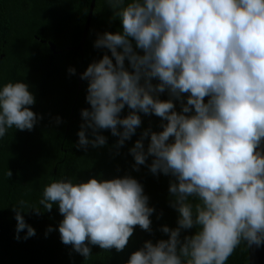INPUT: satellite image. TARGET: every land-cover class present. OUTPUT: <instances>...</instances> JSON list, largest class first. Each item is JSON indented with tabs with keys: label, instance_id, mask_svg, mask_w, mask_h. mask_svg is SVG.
<instances>
[{
	"label": "clouds",
	"instance_id": "clouds-1",
	"mask_svg": "<svg viewBox=\"0 0 264 264\" xmlns=\"http://www.w3.org/2000/svg\"><path fill=\"white\" fill-rule=\"evenodd\" d=\"M108 5L122 33L105 32L95 42L110 50L115 65L104 55L81 75L89 81L91 105L81 115L95 139L86 138L82 124L78 145H104L97 129H110L123 144L141 123L135 111L119 118L125 105L154 113L167 121L163 131L151 133L147 153L141 141L130 151L137 165L154 156L150 171L177 181L169 192L178 227L164 226L168 240L146 241L127 264H226L241 241L264 243V154L258 150L264 140V0H108ZM129 37L143 55L133 52ZM125 58L131 73L124 68ZM151 78L160 83L153 86ZM166 88L177 99L189 93L182 113L192 106L195 114H177L171 100L153 97ZM33 103L23 82L0 87V138L13 127L32 130L37 115L27 106ZM170 137L173 143H167ZM189 197L199 202L193 205ZM147 200L142 186L126 176L86 183L54 180L44 187L39 205L47 211L58 205L62 243L87 259L88 244L121 251L135 226L150 231L153 209ZM26 203L21 200L20 208ZM20 208L13 206L17 240L24 229V239L35 235ZM194 226L195 234L181 242L180 230Z\"/></svg>",
	"mask_w": 264,
	"mask_h": 264
},
{
	"label": "trees",
	"instance_id": "trees-1",
	"mask_svg": "<svg viewBox=\"0 0 264 264\" xmlns=\"http://www.w3.org/2000/svg\"><path fill=\"white\" fill-rule=\"evenodd\" d=\"M128 2L131 0H125ZM89 4L90 0H0V87L9 81L27 84L34 97V103L27 107L37 115L32 130L13 127L0 138V264H127L131 254L143 248L146 241L156 244L168 240L169 235L161 230L164 226L178 227L179 214L172 206L174 197L169 192L170 183L177 182L175 177L159 171L153 174L152 155L146 156L143 165H137L130 151L141 141L147 153L151 133L162 132V125L167 124L165 119L125 105L119 118L135 111L141 123L123 144L118 143L120 137L110 129H97V134L105 138L104 145H78L82 124L86 138L95 139L81 115L84 109L91 111L86 100L89 81L81 79V75L104 55L115 65L110 50L96 47L95 42L105 32L122 33V23L114 16L108 0H96L82 54L68 51V47H75L80 41ZM128 39L133 52L143 55L135 40ZM41 41L53 43L57 53H52L47 43ZM70 68L75 70L74 74L69 72ZM124 68L130 73L134 71L127 58ZM150 82L153 86L160 83L157 78H151ZM140 83L143 85V77ZM152 95L161 101L171 100L177 114H195L192 106L189 113H182L189 93H182L177 99L166 88ZM117 131L123 132V127L117 125ZM145 132L149 134L145 136ZM173 142V137L167 141ZM7 171L11 172L10 177ZM126 176L142 186L143 195L148 198L147 206L153 209L149 216L150 231L135 226L121 251L88 244L91 256L87 259L75 252L72 245L62 243L58 226L63 216L58 205L53 204L51 211L39 205L44 187L54 180L86 183L90 178L104 181ZM21 200L27 202L22 208ZM189 202L195 205L199 201L189 197ZM13 206L23 211L26 224L35 230L34 236L24 239L27 232L24 229L19 233L20 239L15 238L17 221ZM30 207H38L39 214ZM49 228L52 230L48 231ZM196 231V226L181 229L179 239L183 242L185 236ZM249 245L241 241L226 264H248Z\"/></svg>",
	"mask_w": 264,
	"mask_h": 264
},
{
	"label": "water",
	"instance_id": "water-1",
	"mask_svg": "<svg viewBox=\"0 0 264 264\" xmlns=\"http://www.w3.org/2000/svg\"><path fill=\"white\" fill-rule=\"evenodd\" d=\"M95 1L96 0H90L87 16L85 19V23L83 26V30H82V34H81V38H80L79 43L75 47H68L67 48L68 51H77V52H80L82 54L83 45L85 43L87 33H88V30L90 27V21L92 18V13L94 10ZM41 43H47L50 51L54 54L57 53L55 51V46L53 43L46 42V41H41ZM1 58H2V56H1ZM81 59H82V55H81ZM77 80H78V85H79L78 89H80L81 81L79 79V74L77 75ZM208 100H209V97L206 96L204 98V102L207 103ZM258 150L261 151L262 154H264V140H262L261 145H260ZM247 259H248V264H264V243H261L260 245L250 244L248 247V250H247Z\"/></svg>",
	"mask_w": 264,
	"mask_h": 264
}]
</instances>
